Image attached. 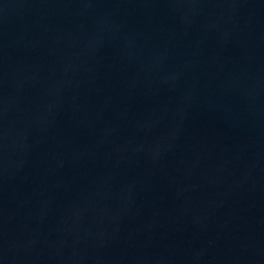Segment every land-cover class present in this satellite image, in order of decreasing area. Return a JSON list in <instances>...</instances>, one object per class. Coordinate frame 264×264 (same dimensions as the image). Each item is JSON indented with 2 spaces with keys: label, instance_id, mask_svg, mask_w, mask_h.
<instances>
[{
  "label": "water",
  "instance_id": "water-1",
  "mask_svg": "<svg viewBox=\"0 0 264 264\" xmlns=\"http://www.w3.org/2000/svg\"><path fill=\"white\" fill-rule=\"evenodd\" d=\"M0 264H264V0H0Z\"/></svg>",
  "mask_w": 264,
  "mask_h": 264
}]
</instances>
